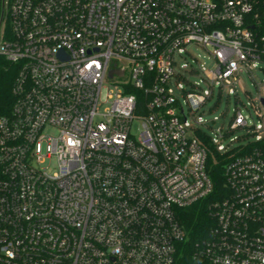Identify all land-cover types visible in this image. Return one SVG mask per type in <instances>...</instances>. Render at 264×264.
Segmentation results:
<instances>
[{
  "label": "built area",
  "instance_id": "2783aa9c",
  "mask_svg": "<svg viewBox=\"0 0 264 264\" xmlns=\"http://www.w3.org/2000/svg\"><path fill=\"white\" fill-rule=\"evenodd\" d=\"M0 59V264H182L178 211L209 195L186 264H264V136L233 88L225 126L200 119L213 81L264 72V0H0Z\"/></svg>",
  "mask_w": 264,
  "mask_h": 264
},
{
  "label": "rangeland",
  "instance_id": "374dc122",
  "mask_svg": "<svg viewBox=\"0 0 264 264\" xmlns=\"http://www.w3.org/2000/svg\"><path fill=\"white\" fill-rule=\"evenodd\" d=\"M186 51L188 54H184L183 59H178L177 64H185L186 67L183 69H187L188 66L197 68L198 65H202L204 72L207 76H209L208 71L214 68V61L208 55V53L203 48L196 45H188L186 47ZM258 67L261 66L256 65L251 67L250 75L242 72L237 75V79L234 78L222 80L220 82L221 90H219L218 88L220 86V83L213 81V86L211 87V96L203 106V111L200 113V119L204 120L212 128L217 127L219 124L225 126L226 121L230 116L231 108L235 106L232 95L229 94L226 97V94L234 89L238 100L244 105V108L240 107L242 115L245 117L249 125L253 124L254 126H256V135L258 137H263L264 117H260V115L264 114V109L258 102V97H264V72ZM181 74L189 81L196 80L197 78V76L190 75L187 72L181 71ZM177 82L178 89H186L185 82L181 80H178ZM231 82H233V85H231ZM252 83L254 85H252ZM201 87L205 90V93L209 92V88L207 87V85L202 84ZM243 90L248 92L247 96L243 93ZM175 94L179 96L176 90ZM249 99L253 102V108L246 104ZM217 115V120L211 122L212 117ZM189 121L190 123H192L191 120ZM137 133L138 122L134 121L131 125V134L135 137L137 136ZM243 133V130H235L231 135L240 136ZM223 144H226V140L223 141Z\"/></svg>",
  "mask_w": 264,
  "mask_h": 264
},
{
  "label": "trees",
  "instance_id": "16d2710c",
  "mask_svg": "<svg viewBox=\"0 0 264 264\" xmlns=\"http://www.w3.org/2000/svg\"><path fill=\"white\" fill-rule=\"evenodd\" d=\"M15 66L0 59V114L6 113L11 104L10 85L15 75ZM223 159V158H222ZM215 152H211L207 160L206 171L212 181L215 191L221 189L223 184V160ZM213 196L195 202L178 211L177 219L182 226L186 241L181 245L182 264L187 263L188 255L193 244L206 237L212 221L209 215L208 202Z\"/></svg>",
  "mask_w": 264,
  "mask_h": 264
},
{
  "label": "water",
  "instance_id": "95a60500",
  "mask_svg": "<svg viewBox=\"0 0 264 264\" xmlns=\"http://www.w3.org/2000/svg\"><path fill=\"white\" fill-rule=\"evenodd\" d=\"M260 102L264 105V99H261Z\"/></svg>",
  "mask_w": 264,
  "mask_h": 264
}]
</instances>
